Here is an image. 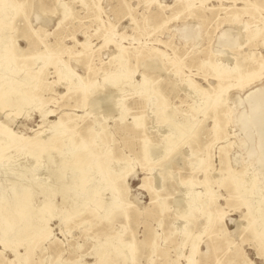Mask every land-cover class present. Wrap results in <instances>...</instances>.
I'll return each mask as SVG.
<instances>
[{"label":"rangeland","instance_id":"obj_1","mask_svg":"<svg viewBox=\"0 0 264 264\" xmlns=\"http://www.w3.org/2000/svg\"><path fill=\"white\" fill-rule=\"evenodd\" d=\"M190 1L193 7L198 8L192 16L185 8L186 0H8L14 14L6 25L0 28V35L5 37L2 44L17 45L21 50L20 53H16L14 73L4 72L0 76V89L9 90L7 97L0 99V105H6L9 96L12 98L22 96L27 101H24L25 104L16 117L13 116V105L9 106L7 103V106L0 110V121H7L8 128L23 134L18 139L6 131H0V179L5 181L3 193L9 194L8 189L15 183L14 179L23 176L27 169L26 177L34 173L35 180L32 181L31 187L35 190V195L32 204L38 205L43 198L41 193L38 194V189L44 182L50 187H57L59 181L53 180L54 176L51 174L53 169L59 172L60 168L64 167V174L67 176L70 174L69 169H66L71 164L70 160L66 157L62 161L60 156L63 153L64 156H69L81 147L88 152L94 151L96 159L94 168L97 173L92 170L90 174L95 173L96 182L101 184L98 186L96 196L88 200L79 213L72 212L68 203L62 205L60 194L54 195L53 202L56 204L54 212L43 215L46 221L38 218V223L43 222L48 231L46 232L50 233L49 237L20 235L5 237L6 246L0 245V264H18L13 249L19 254L25 252L27 254V258L20 264H76L79 260L94 263L96 259L94 248L103 242L111 254H115L119 248L122 249L119 255L117 254L119 258L124 252L129 251V246L135 245L134 259H130L129 256L122 264H186L185 256L194 239L198 241V251L193 258L194 264H250L249 260L253 262L252 264H264V247L258 249L256 239L247 227L246 218L252 212L238 194L237 180L231 188L233 197L229 204L225 200L229 196V191L224 187L212 186L218 194L215 208L224 212L223 218L216 224L208 225L206 219L199 216L196 224L190 225L189 235L185 244H182L180 229L185 225V220L176 214V209L180 207L184 209V205L182 206L178 200L184 196L185 190L180 180L190 178L195 192L204 190L203 184L199 183L204 179V174L193 172L192 166L198 158L190 159L191 149L188 146L186 149L183 147L180 154L169 164L166 162L160 167L161 170L158 168L151 181V185L159 190L160 199L164 198L167 201L164 211L158 209L157 200L151 201L149 192L143 186L144 178L149 176V171L141 167V161L147 159V164L155 165L163 159L165 152L158 145H163L169 127L180 126L178 121L182 119V115L179 114H184L194 103L196 110L192 128H199L201 135L197 142H202L204 148L207 139L213 133V120L201 111L208 104H202L199 95L201 97L203 95L200 92L194 93L190 85L195 83L202 88H209L210 84L201 74H196L195 64L203 58L207 47L213 52H217L221 46L228 49L221 36L225 29H232L228 34L230 40L238 39L234 26L228 27L227 23H222L216 28L215 15L209 10L214 8L217 17L222 18L226 15L223 7L232 6V0ZM160 5L167 7L161 9ZM243 5L239 2L236 7L232 6L227 10L229 14L235 11L241 13L240 25L243 20L251 18L243 14L242 10L236 9ZM260 10L264 17V4ZM194 16L196 18H193ZM255 16L259 18L258 13ZM261 26L264 27V19L250 20L247 30ZM108 37L124 48L120 53V60H127V67L133 71L135 83L142 77L147 83L144 88L123 83L122 90L112 86L102 87L96 92L97 97L93 102L84 103L82 98L86 91L81 89L82 83L86 85L89 81L102 83L103 75L120 74L116 70L118 63L116 61L110 63L111 57L116 55L117 51L112 42L104 44ZM84 40L87 41L88 51L84 50L78 54L81 50L78 41ZM242 41L243 37H239V43ZM136 47L140 50L138 57L133 55ZM152 48L160 50V53H155L154 56L165 68L170 67L167 63L168 58L184 57L182 63H177L180 77L168 72L169 69L160 71L145 65L151 57L145 54ZM239 51L241 54L252 51L257 55L264 54L261 44L243 45ZM88 52H91L89 60L86 58ZM21 55L27 57L22 58ZM34 55H39L40 58L37 60L28 58ZM223 55L233 56L228 50ZM88 66L92 67L91 71ZM65 74L69 75L71 80L65 77ZM150 77L155 78L160 85L168 106L177 110L174 118L169 117L166 118L168 120L160 121L164 116L155 108L159 105V98L150 97L151 86L155 84ZM175 80L178 83L174 84ZM110 90H113L110 94L115 97L108 95ZM248 92H252L250 96L257 92L264 93V82L250 85L243 90L235 86L230 88L228 96L226 94L225 97H228L229 103L233 105L234 119L226 127L228 137L214 141L209 150L214 168L220 167L219 154L222 151L223 155L224 151L226 165L233 169L235 176L242 173L241 177L237 176L235 179H243L245 169H249L250 173L251 171L257 173L258 187H261L260 193L264 194L262 163L264 161L263 157H260L264 155V126L261 125L262 129L259 131L250 121L246 125L249 128L240 124L243 115L246 120H249L251 115L253 98L247 96ZM118 101L124 102V108L118 109ZM133 117H137V126L134 125ZM57 121L59 127L74 129L73 132L65 131L61 140L50 149L49 155L53 157L54 162L49 164L47 153L40 151L42 143L33 138L36 130L51 131L50 126ZM141 125H144V128L136 130ZM247 132L252 134L248 136ZM69 137L70 143L66 141ZM227 142H230L229 146ZM150 143L158 144V148L153 149ZM257 143L259 146L256 147ZM149 149L154 151L147 152ZM258 159L261 161L258 162ZM48 166H51L52 170ZM123 167L126 171L124 186L115 191V194H118L123 189V195L119 196L121 198L119 206L108 211L106 215L104 207L94 211L100 197L103 202L109 201L111 195L106 189L109 178L118 174ZM88 175L89 172L86 176ZM163 177L167 181L165 180L162 187ZM37 179L41 180L40 182L44 181L40 183ZM1 203H4V199ZM76 203L80 201L77 200ZM126 204L129 205L130 217L128 227L123 229L121 226L125 219L120 214ZM252 204H255V199L252 200ZM103 215L104 217H101ZM221 226L226 227L225 235L220 234ZM228 241L232 243L228 245ZM124 243H127V246H124ZM112 260L108 259L109 264L113 263Z\"/></svg>","mask_w":264,"mask_h":264},{"label":"bare ground","instance_id":"obj_2","mask_svg":"<svg viewBox=\"0 0 264 264\" xmlns=\"http://www.w3.org/2000/svg\"><path fill=\"white\" fill-rule=\"evenodd\" d=\"M232 2H233L232 6L234 7H236V4H238L239 2H242L244 5L237 7L236 9L242 10L243 14H246L248 15V17H251V18L243 20L240 25L241 13H239V11H235L232 14H229V11H227L229 8H232V6L223 7V10H225L226 15L222 18L217 17V12L215 11L214 8L209 9L212 15H215L214 20L216 22V28H219V26L222 23H227L228 27L234 26L237 31L236 33L238 34L237 35L238 39H235L234 41L232 39L230 40L228 38V34H229V31H231L232 29H225L222 32L221 36L225 40L224 45H228V49H224L223 46H221V48L218 49L217 52H213L211 49H209V47H207L204 50L203 58L198 60L197 63L195 64L197 68L196 74L202 75V77L210 84L209 88H202L198 84L191 83L190 85L189 83V85L194 90V93L200 92V94L203 95L202 97L201 95H199V98H202V104L208 103L205 106V108H203V110L201 111L203 112L205 116L208 114L209 117L212 118L213 120L212 132L213 133L207 139V142L204 145V148L202 147L203 145L202 142L200 143L197 142L200 139L201 134H200L199 128L197 127L192 128L194 124V121H193L194 111L196 109L194 106L195 103L190 105L189 109H187L184 114L183 113L179 114V115H182V119L178 121L180 126L174 125L173 127H169V131H168V134H166L163 145L161 144L162 146L161 145L159 146L156 143L149 144L151 145V147H154L153 149H156L157 145L158 147H161L162 150H164L165 155L163 159L155 165L147 164L146 163L147 159L141 161V167L149 171V176H146L144 178L143 186L149 192L151 196V201L156 202L157 200L158 209L160 211H164L167 205V201H165L164 198L160 199L159 197L160 192L159 190L156 189L157 187L155 188L151 185V181L154 179V176L158 172V168L161 170L162 168L160 167L164 166L166 162L169 164L172 159H175L176 155L180 154L181 149L183 147L185 148L188 146L191 149L190 154H189L190 159L192 160L193 158H198L196 161H194V164L192 166L193 172L194 171L201 172L204 174V179L201 182H199L203 184L204 190L195 192V190H193L194 184L190 178L180 180V183L184 185L185 190H184V196L182 195L183 198L181 196V198L180 199L178 198V200L180 204H182V206L184 205V209H182L181 207H180L181 209L180 208L176 209V214L185 220V225L183 226V228L180 229V232L182 233V238H181L182 244H185L186 238L189 235L190 225L196 224V220L199 216H203L206 219V222L208 223V225L216 224L219 222L220 219L223 218L224 212H222L221 210H216L215 208L218 194L212 188V186L216 185L218 188L224 187L229 191V194H228L229 196L228 198L225 199L226 203L229 204L231 198L233 197L231 196L232 194L231 188L234 185V181L237 180L238 187H239L238 194L242 198V202L252 212L250 216L246 218L247 227L249 228V231L252 232L254 238L256 239V246L258 247V249H261L264 247V194L260 193L261 187H258V184H259L258 174L255 173L254 171H251L250 173L249 169L247 170L245 169L244 175H243L244 178L241 180L235 179L237 176L238 178L241 177L242 173L239 175L237 173V175L235 176L233 169L226 165L225 161L227 160L223 157L224 151H223V155H222V151L219 154L220 155V158H219L220 167L214 168L212 166L213 165L212 155L209 150V148L211 147L214 141L220 138L228 137V132L226 130V127L230 123V121L233 122V119H234L233 105L232 103H229L228 97L227 98L225 97L226 94L228 96V93L230 92V88L235 86L239 88L240 90H243L244 88L250 85H253L256 83L259 84V83L264 82V54L260 53L257 55L256 52L254 51L241 54L239 51V48L242 47L243 45L244 46L245 45L255 46V45L261 44L263 45V48H264V27L261 26V27H256L250 31L247 30L250 20L260 21V19L262 20L264 19V17L260 13L261 11L260 9L263 7L264 0L261 2L259 0H252V1L251 0H232ZM22 4L23 3L21 2L20 5ZM160 7L161 9H163L167 6L160 5ZM185 8L188 10L190 16H192L196 12L195 10L198 9L192 6V3L190 0H186ZM256 13H258L259 18L255 16ZM13 14L14 13L8 4V0H0V28L2 25H6L7 21L9 20V18L13 16ZM193 18H196V17L194 16ZM239 37H243L242 43L240 42L241 44L239 43ZM258 38H261V39H258ZM4 39L5 37L0 35V76L4 72L14 73L13 66L16 64V60H17L16 53H20V50H21L20 47H18L17 45L16 46L15 45L13 46L10 44L3 45L2 42L4 41ZM185 41H188V39H185ZM109 42H112L114 44L115 49L117 51V54L111 57L110 63H112L113 61L114 62L116 61L118 63V67L116 68V70L119 71L120 74H116L114 76L103 75L102 83H97L94 81H89L87 85L82 83L81 89H85L86 91V94L82 98L83 99L82 101H84V103L87 101L88 103L93 102L95 100L94 98L97 97L96 92H99L100 91L99 88L102 89V87L104 88L106 86H112V87H117L119 90H122V87L124 86L123 83H126L127 85H130V86L133 85L139 88H144L147 83L144 77H142L140 81L135 83L133 71H131L127 67V64H126L127 60L125 61L120 60L121 58L120 53L124 48L121 45L117 44L114 40H112L111 37L106 38L104 41V44H107ZM78 44L81 47V50L78 52V54L84 52V50H87L88 44L86 40L78 41ZM227 50H228V53L230 54L232 53L233 56L225 57L223 53L226 52ZM174 52L176 53V50ZM139 53H140V50L139 48L136 47L134 49L133 55L135 57H138ZM155 53L159 54L160 50L156 48H152L148 52H146L145 55L151 56L147 60L149 62H145L146 66L148 65L149 68H157L160 71L163 69L164 70L169 69L168 72L172 74L174 73L175 76L179 75L180 77V72L178 71L179 68L177 66V63H182V61H184L183 56L180 57L181 59H178L175 57L168 58L167 63L169 64L170 67L165 68L163 63L160 62V60L156 56H154ZM86 54H87L86 58H88L89 60L91 56V52H88ZM25 57L27 56H22V58H25ZM28 58L37 60L40 57L39 55H34ZM53 64H55V61L53 62ZM88 69L89 71H91L92 67L88 66ZM65 77L67 78L69 77V79L71 80L69 75L65 74ZM150 78H151V81L155 83L152 86L150 85L152 87L150 91V97L156 98V99L159 98V101H158L159 105L156 106L155 108L157 112L161 111V113L164 116L160 121L163 122L165 120H168L166 118H169V117L174 118L177 114V110L173 107L168 106V102L166 98L162 95L160 85L157 84L155 78H152V77ZM78 81L80 80L78 79ZM175 83H178V81L175 80L174 84ZM103 90L105 91V89ZM112 91L109 92L108 95H111L110 93H113ZM8 93H9V90H6L5 88L0 89V99L3 97H7ZM105 93L103 95H105ZM251 93L252 92H248V95L246 93V95L249 96V98L250 97L251 99L253 98V101L251 102V115H250L249 120L245 119L246 118L245 115H243L244 117L242 121L241 119L240 120L237 119V120L241 121L240 124L242 125V127H246V128H249V126H246V125H247V122L250 121L253 123L256 129L260 131L262 129L261 125L264 126V113H263L264 93L257 92V93H253L252 96H250ZM103 95H102V99L104 98ZM112 97H115V96H112ZM7 99H8V102H7L8 105L14 106L13 116L16 117L18 114H20L22 106L23 104H25L24 101H27V99L25 100L24 97L22 96H16L13 98L12 96H9V98ZM198 100L201 101V99H198ZM7 103L6 105L4 104L0 105V110L6 107ZM101 103H104V102H101ZM110 104L111 106L113 105L111 102ZM117 105H118V109L122 107L124 108L123 101H118ZM98 107L97 109H99ZM90 111L92 110L90 109ZM8 115H10V113ZM44 115L45 114H43V116ZM122 118H123V111L120 112V119ZM136 118L137 117H133V122L135 126L138 125V121ZM58 122L59 121L54 122L50 126L51 131L47 129L36 130L35 137L33 138L36 141L42 143L41 144L42 147L40 151L47 153L46 154L47 162L49 164L50 163L52 164L54 162V160L52 159L53 157L49 155L50 149H53L56 146V143H58L59 140H61L60 138L65 133V131L73 132V129H74L73 127L70 129L59 127ZM6 123L7 121H0V131H3V132L6 131L8 134H11L17 137L18 139H20V137H22L23 134L15 132L11 128H8L6 126ZM180 127H182V129ZM141 128H144V125L137 127L136 130H139ZM186 131H189V132L187 133ZM251 134L250 132H247L248 136ZM257 135L259 136V134ZM70 140H71L70 137L66 138V141H68L69 143H70ZM259 143L256 144V147ZM66 145L67 144H65L64 147H66ZM229 145H230V142H227V146ZM1 148L3 149L4 146H2ZM253 148L252 150L255 149ZM153 149H149L147 152ZM61 154L62 153H60V155ZM60 157L62 161H64L66 157L70 160L71 162L70 166L66 167V169H69L70 174L68 172L67 173L69 174V176L64 174V171H65L64 167H61L59 172L53 169V171L51 172V174L54 176L53 180H55V182L59 181L58 184L56 185L57 187L54 186L55 187L54 188V187H50V185H45V182L40 186V188L38 187L39 188L38 194L41 193L43 195V198L42 200H40V203L38 205L32 204V199H33V196L35 195V192H34L35 190H33L31 187L33 186L31 184L32 181L35 180L33 178L34 173H31L30 176L26 177L25 173L27 172V169H25L26 172L24 171L25 173L23 174V176L19 174L21 176L19 177V175H17V177L21 178V180H19V178L14 179L13 182L15 183L11 184V187H10L11 189H8L10 190V193L6 195L2 191L5 181L4 179H0V245H2L3 247L6 246L5 237H12L15 235L26 236V237L27 236H33V237L37 236V237H43V238L49 237L50 233L49 234L47 233L48 232L47 228H45V225H43V222L42 224L38 222H39V219L46 221V218L44 216L54 212L55 210L54 208L56 206V204L53 202L54 195L56 196V194L58 195L60 194L61 202H62L61 204L64 205L68 203L69 209L74 213H79L84 208L87 201L92 199L94 196H96L98 186L101 183L96 182L97 178H96L95 173L90 174L92 170L93 172L94 171L96 172V169L94 168L95 167L94 163L96 160L94 156V151L92 152V150H90L88 152L86 149L81 147L79 150L77 149L73 151L72 154L69 156H64V153H63V155ZM260 157H263L262 161H264V155ZM260 159H258V162ZM255 162H257V160ZM262 163L264 164V162ZM48 167L49 169H51V166H48ZM98 170H99V167L97 171ZM87 172H89L88 176H86ZM48 174H50L49 171H48ZM125 176H126L125 167H123L122 170L115 176L113 175L110 176L106 189L110 193L111 197L109 198V201L107 202H103L104 200L101 197L100 199L98 198L99 200L96 202V208L94 209V211H97L101 207H104L105 209L104 214L106 215L108 211H111L115 207L119 206L118 204L121 201L120 200L121 198L119 196L121 194L123 195L122 193L123 189L118 194H115V191L120 189V186L122 187L124 186ZM17 180L19 182H17ZM165 180L166 179L163 177L162 183H161L162 187L165 184ZM36 195H37V192H36ZM3 199H4V203L2 204L1 201ZM253 199H255V204H252ZM77 200L78 202L80 201V203H76ZM120 215L122 216V218L125 219L121 227L123 229L127 228L128 223H129V217H130L128 204H126L123 207ZM101 217H104V215ZM204 229H205V226H204ZM219 229H220V234L222 235L226 234L225 226H221V228ZM204 231H206V229ZM197 237L198 236H196V238ZM231 243H232L231 241L227 242L228 245H230ZM124 246H127V243H124ZM134 247H135L134 244L129 246V251L127 253L124 252L123 253L124 255L120 256L119 258L117 254L119 255L122 249L119 248L115 254H111L107 245L104 242L99 243V245L94 248L93 253L96 255V259L94 263H85L79 260L77 261L76 264H109L108 259L110 258L113 259L111 261L113 262L112 264H122L123 262H125V260L129 259V256H130V259L132 260L134 259V256H133ZM12 251L14 253L15 260L18 264H20L24 259L27 258L26 252L23 254H19L16 252V249H13ZM197 251H198V241L197 239H194L192 243L190 244L188 254L185 256L186 264L195 263L193 258ZM249 262L250 264L253 263L250 260Z\"/></svg>","mask_w":264,"mask_h":264}]
</instances>
